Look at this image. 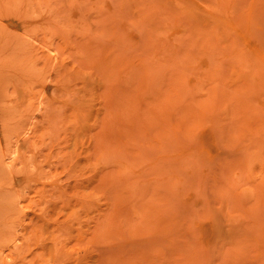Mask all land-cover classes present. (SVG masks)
<instances>
[{"label":"rangeland","instance_id":"374dc122","mask_svg":"<svg viewBox=\"0 0 264 264\" xmlns=\"http://www.w3.org/2000/svg\"><path fill=\"white\" fill-rule=\"evenodd\" d=\"M0 264H264V0H0Z\"/></svg>","mask_w":264,"mask_h":264},{"label":"bare ground","instance_id":"6f19581e","mask_svg":"<svg viewBox=\"0 0 264 264\" xmlns=\"http://www.w3.org/2000/svg\"><path fill=\"white\" fill-rule=\"evenodd\" d=\"M30 127V126H29Z\"/></svg>","mask_w":264,"mask_h":264}]
</instances>
